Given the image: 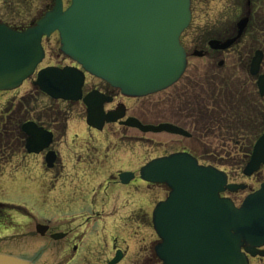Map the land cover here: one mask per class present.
<instances>
[{"label": "rangeland", "instance_id": "374dc122", "mask_svg": "<svg viewBox=\"0 0 264 264\" xmlns=\"http://www.w3.org/2000/svg\"><path fill=\"white\" fill-rule=\"evenodd\" d=\"M201 1L202 4H198V14L204 16L207 21L205 18L195 19L183 34L182 45L188 51L189 64L178 84L149 97L125 101L128 116L138 117L144 125L165 122L177 124L189 131L193 140L169 133H143L137 129L126 132L109 124L106 132L90 131L86 124L84 108L77 103L54 101L41 94L33 85L36 75L15 92H0V117L4 115L7 119H17L24 116L18 114L17 106L20 101L25 100L31 101L25 108L31 113L34 112V116L44 111L54 114L53 117L57 119L55 123L58 121L54 127L57 129V132L54 131V147L59 148L62 162L67 164L64 175L69 176H63L56 181L50 171L36 162V155H26L22 143L16 147V152L12 149L3 152L4 148L1 149L0 205L3 207L0 209L2 216H6L10 221L6 223L8 229L14 225L17 230L10 229L0 235V254L30 260L35 264H106L114 254L111 248L130 246V257L121 264H142L147 256L152 257V264H162L154 253V247L159 242L155 231L140 222H145L144 218L151 219L156 204L168 196V189L165 186L148 185L140 180L125 186L117 184L111 177L119 171L138 169L161 153L186 148L197 156L202 164L212 161L210 163L220 171L226 172L230 180H246L244 183H249L254 188H259L264 182V168L256 174L257 178L252 179L243 174L246 163L241 161V148L247 144V137L237 145L229 134L226 135L227 131L219 132L215 129L213 134H209L208 130H204L203 121L199 126L181 120L187 118L186 115L193 117L195 114L178 111L181 106L186 107L187 100H193V86L199 93L208 92L210 83H224L231 92L240 94L237 101L244 103V106L239 107L246 112L240 118L242 123L246 117L251 120L264 117V98L260 96L259 85L257 89L253 84L246 63L250 62L253 55L250 54L253 49L249 47L262 49L261 43L264 39L258 38V45L248 39L239 47L238 53L235 52L229 57L220 55L216 58H205L201 43L210 36L207 28L212 29L214 26H211V14L207 12L210 11L211 4L208 0ZM5 2L6 0H0V23L9 22L18 28L28 27L33 20L42 17L51 3L53 4V0H20V3L10 0L7 4ZM64 2L65 7L70 4V0ZM238 25L243 32L245 20ZM233 45L234 43L227 49ZM43 46L46 59L40 68H63L73 63L61 54L58 34L45 38ZM196 52L202 56H195ZM222 60H227L226 67L219 69L218 64ZM197 98L200 99L201 96ZM12 108L13 113L8 114L7 110ZM23 112L25 113L24 109ZM249 112L255 114L254 117H251ZM53 120L51 118L48 123H54ZM261 131L263 132L262 128L258 130V136ZM123 136H136L138 140L121 139ZM116 144L124 149L118 156L111 149L116 148ZM99 161L106 166L104 177L94 181L72 177L82 173L81 169L76 167L79 164L93 163L97 166ZM13 162L20 165L10 171L9 164ZM2 173L5 174L4 177L1 176ZM138 207L142 208V211L134 214ZM131 213L134 218L127 223ZM38 223L49 225L51 233L69 232V237L58 242L50 239V236L43 238L35 231ZM149 223L152 224L150 221ZM72 245L78 248L77 253L72 250Z\"/></svg>", "mask_w": 264, "mask_h": 264}, {"label": "water", "instance_id": "95a60500", "mask_svg": "<svg viewBox=\"0 0 264 264\" xmlns=\"http://www.w3.org/2000/svg\"><path fill=\"white\" fill-rule=\"evenodd\" d=\"M192 20L191 0H72L64 11L63 0L43 18L19 31L0 23V91H13L34 76L45 58L43 38L58 32L61 52L77 63V68L49 67L37 73L35 86L56 100L80 101L88 73L131 98L147 97L167 90L184 75L188 55L181 36ZM234 41L215 49H227ZM195 56H202L196 52ZM263 54L258 52L251 73L257 75ZM264 95V76L258 82ZM106 98L98 92L88 95V125L103 130L106 123L125 118L126 109L106 114ZM110 101V99H107ZM121 124L144 133L168 132L190 137L183 129L169 124L144 126L135 118ZM28 136L26 149L40 154L53 142V134L30 122L23 126ZM56 155L46 162L54 167ZM264 165V134L254 146L244 174L252 176ZM142 180L165 185L170 193L157 204L153 223L160 242L155 251L163 264H248L242 249L251 252L264 241V185L248 196L240 208L222 198L226 191L244 186L228 184L225 172L202 166L188 153L155 159L140 170ZM134 175H120L123 184ZM48 228L39 226L44 235ZM65 235H53L54 240ZM256 255L255 252H251ZM264 255V254H262ZM120 261L118 255L110 264ZM0 264H34L0 254Z\"/></svg>", "mask_w": 264, "mask_h": 264}, {"label": "flooded vegetation", "instance_id": "af4514ba", "mask_svg": "<svg viewBox=\"0 0 264 264\" xmlns=\"http://www.w3.org/2000/svg\"><path fill=\"white\" fill-rule=\"evenodd\" d=\"M203 1H205V0H203ZM208 1L211 4V7H210V11H207V12H209L211 14L210 15L211 22H212L211 26H214V28H212V29L210 27L207 28V31H209L208 35H210V36L204 42L201 43L202 44L201 50L204 52V54H206L205 58H209V57L216 58L220 55L229 57L232 54H234L235 52L238 53L239 47L241 45L245 44V41H247L248 39H251V42L253 41V44H255V45H258L257 42H260L258 40V38L264 39V0H208ZM198 4H202V1L201 0H192V13H193L192 22L197 18L199 20H203L205 18L204 16H200L198 14V10H199ZM243 20H245L246 25L243 27V32H242V29L239 27L238 24ZM206 21H207V19H206ZM240 32H241V35H240L241 37L236 41V43L231 48H229L227 50H220V49H212L211 48V46H210L211 41H219L223 44L229 40H232V39L238 37ZM261 44H262L263 50L261 48H256V47L254 48V46L249 47V49H253L250 52V54L253 53L250 62H246L247 67L249 68L248 73L250 76H251L250 65H251V62H252L254 55L256 54L257 51H263L264 52V42H262ZM226 64H227V60H222L218 64V66H219L218 68L223 69L224 67H226ZM263 65H264V59L262 62L260 74L256 77H253V76L251 77L253 79V84L256 86L257 89H258L259 77L261 75H264V73H262V67H264ZM71 66L74 67L76 65L71 63ZM94 91H97V92L103 94L104 97L106 98V100L104 101L103 106H102V108L104 109V111L106 113L114 112V111L116 112V111H119L121 108L124 107V108H126V116H127L126 118H129V117L138 118L136 116H128V108L126 106L127 100H136V99L124 97L121 95V93L118 90L111 88L109 85L102 82L101 80H98L94 77L87 75L85 86L83 88L84 97L92 94V92H94ZM261 98H264V97H261ZM107 99H110V101H108ZM59 102L67 103L64 101H59ZM68 103L80 104L84 108L85 113H86L85 118H87L88 107L86 105H84L83 102L80 101V102H68ZM181 120L185 123L186 119L183 118ZM36 123L39 126L44 127L45 129H47L53 133H54V131L57 132V129L51 128L50 125L54 124V126H56V124H58V122L46 123L44 121L36 120ZM165 123H171V122H165ZM171 124H173V123H171ZM109 125H113V126L118 127L119 129L126 130V132H127V130L132 129V128H129V127L122 125L121 121L119 123L109 124ZM109 125H106L104 127L103 131H97V130L90 128V127H88V129L90 131H96V132L102 133V132H106V127ZM145 125H158V124L156 123V124H145ZM174 125H177V124H174ZM107 136H108V134H107ZM121 139L138 140V137H136V136H123ZM191 139L193 140V137L190 138V140ZM55 140H56V138H55ZM107 146L108 145L106 144V147ZM111 149H113V153L116 156H118V153H120L124 150L123 147L122 148L118 147V144H116V148H111ZM51 151H53L55 153L56 159H55L54 168L48 169L46 164H45V162H46L45 159H46V155ZM128 152H130V151H128ZM186 152L190 153V151L187 150L186 148L176 149L174 151L161 153L160 155H158L157 157H154L153 159L166 157V156H169L171 154L186 153ZM37 157H38V159L36 160V162L39 165H42L45 170L50 171V173L52 174V177L56 181L60 180L59 178L62 179L63 176L69 177L68 175H64L65 174L64 171L67 167V164H64V162H62V156L60 154L59 148H55L54 146H52L50 149H48L47 151H45L44 153L40 154ZM153 159H151V160H153ZM100 163L101 162L99 161L97 166L93 163L79 164L76 167H79L81 169L82 173L79 175L76 174L75 176L73 175L72 177L82 178L86 181H94V180L100 179L101 177H104L103 172H104V169L106 168L105 164H100ZM204 164L209 165L210 163L207 162ZM144 165H142L138 169L132 168V169H129L126 171H119L116 173L117 175L114 174V176H111V177L118 184V183H120V181H119L120 173H122V172H133V173H135V178H136L135 180H137V179L140 180L139 171ZM106 177H109V176H106ZM253 178H257L256 175H254L252 177V179ZM244 182H246V180H242V181L230 180V183H232V184H235V185L244 184L246 186V189L243 191H239L236 193H228V197L237 206H240L248 195L259 190L261 188V185L264 183V182H262L259 185V188H254L249 183L245 184ZM125 186H128V185H125ZM141 211H142V208L138 207L137 211H134V214H137L138 212H141ZM132 213L127 218V223L129 220H132L134 218V216H132ZM139 218L142 219L140 216H139ZM137 220H138V217H137ZM144 220H145V222H140V221L139 222L143 225H147L148 227H150L153 230L152 224L149 223V221L151 222L150 218H147V219L144 218ZM8 222H10L9 219H7L6 216L4 217V215L2 216V210L0 209V231L2 230V228L5 229L7 227L6 223H8ZM51 234L52 233H50V235ZM65 234H67V236L65 238V239H67L69 237V232H65ZM50 235H48V236H50ZM111 249H113L114 254H113V256H111V258L107 261L106 264H109L112 260H114L115 257L117 256L118 252L122 256L121 262L119 264H121L127 257H130L129 256L130 246H126V248H118V247L114 246ZM72 250L75 251V253L78 252V248L74 245H72ZM260 250H264V245ZM104 253H106V252H104ZM142 264H152V257L147 256V258L145 260H143ZM250 264H264V257H261V256H256L254 258L250 257Z\"/></svg>", "mask_w": 264, "mask_h": 264}, {"label": "trees", "instance_id": "16d2710c", "mask_svg": "<svg viewBox=\"0 0 264 264\" xmlns=\"http://www.w3.org/2000/svg\"><path fill=\"white\" fill-rule=\"evenodd\" d=\"M12 1V0H11ZM20 1V0H19ZM18 0H13L14 3H20ZM10 2V0H6V4ZM52 5V3H51ZM207 91L208 92H198L195 90V86H193L194 92L191 94L193 98L192 101L187 100L185 103L186 107H180V111L187 113L193 112V117L190 115H186V121L191 123V125L196 124L199 126L204 122V130H208L209 134H213V131L217 129V131H227L226 135L229 134L235 144H239L240 140L247 137V144L242 147L241 153H243L242 162H246L252 152L253 144L259 137L258 130L261 128L264 130V117L258 118V120H251L246 117L245 122L242 123L240 118L244 116L246 112H244L243 108L239 106H244V103L237 101V97L240 94H235L236 92H231L226 84H216L210 83ZM196 91V92H195ZM198 95V96H197ZM207 95V96H206ZM201 96V98H197ZM215 96H222V98H217ZM204 98V99H203ZM207 101V103H205ZM248 104V102H247ZM30 104L27 103V106ZM188 106H193L189 108ZM18 114H24V116L16 117L12 119H7L6 116H2L0 121V151L2 148L4 149H17L19 145L22 143V139H24V134L22 133L23 124L30 119L31 112L26 110L23 106V103H20L17 106ZM23 109L25 113L23 112ZM8 109L7 113L12 114L14 108L12 110ZM184 110V111H182ZM186 113V112H185ZM251 117H254L255 114L249 112ZM16 114V111L14 112ZM45 117L51 119L53 115L45 112ZM263 115V113H262ZM261 119L263 123H260ZM38 121H42L43 118L40 116L37 117ZM57 119L53 120L55 123ZM48 121V120H47ZM58 122V121H57ZM249 122V123H248ZM262 134V131H261ZM24 143V142H23ZM238 147V146H237Z\"/></svg>", "mask_w": 264, "mask_h": 264}]
</instances>
